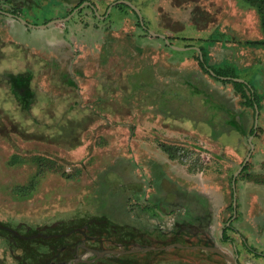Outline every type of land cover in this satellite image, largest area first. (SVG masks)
Here are the masks:
<instances>
[{"label":"crops","instance_id":"obj_1","mask_svg":"<svg viewBox=\"0 0 264 264\" xmlns=\"http://www.w3.org/2000/svg\"><path fill=\"white\" fill-rule=\"evenodd\" d=\"M80 1L58 0L56 4L50 6L53 8V13L49 15L46 12L47 14L45 15L43 0H0V42L2 47H5L3 46L5 45L4 43L7 44V48L11 51L12 59L18 54H23L24 59L27 58L28 61L34 59L39 61L41 65L38 73L27 64L20 72L9 73V70H12L11 67H7L0 61V93L6 96V99L5 97L0 99L1 110L5 109L2 112L11 114L8 106L15 102L19 104V110L24 114H42L47 109L38 108L37 106L38 103L45 102L50 108L49 110L55 106V114H97V111H100L102 114L112 117L113 112L108 111V108H106L108 104H119L123 109H127L129 104L130 107L131 104L136 107L140 103L143 104L144 100L151 99L152 105H155V108L157 107L156 110L152 106L153 116L150 119L152 120L153 128L145 129L137 126V129H133L130 124H126L119 125L115 130L110 129L107 134H114L117 131H127L131 134L135 132L137 138L129 139L125 144H116L117 148H121V150L115 158L110 153L112 162L107 164L101 161L102 163L100 162L98 165L103 167V170L97 174L101 176L106 172V167L116 165L127 166L128 168L135 164L137 171L134 173L135 180H132L135 182V187L131 188L132 185H129L130 181L126 179L123 182L127 188V192L124 194V205L123 202L121 203L122 205L118 204L120 211L127 215L130 221L127 217L116 219L108 217L111 216L110 213L104 212L102 214L107 217L113 234L116 233L113 228L120 231L117 227L125 230L126 233H130H127L128 236L126 238L123 236L124 233H121L122 245L144 247L141 249L137 248L138 250L129 254L130 258L136 256V259L140 261L145 260L142 264H149L146 260H152L157 263L158 260L169 259H172L174 264L177 262V264H213L210 259L201 258L198 251L205 249L203 247L208 245V239L211 242L213 240V245L219 246L217 242H214V234L216 231L223 234V230L218 229V224L223 210H226L231 204L232 197L234 201L232 184L234 183L235 185L236 181L241 179L240 190L243 203L248 201L249 191L254 190L253 193L256 192V189L264 191V159L260 158V154L256 153V146L253 147L256 136L253 138L252 129L255 125H252L250 130L251 137L248 141L250 143V151L240 165L239 161L247 147V144H245V127L243 125L246 122L242 120L240 122L235 119L236 127L231 124L233 128L228 126L229 122L227 120L224 123L225 113L234 111L223 99L224 93H227L228 89L220 88L221 85L212 84L209 79L205 78L206 76L202 71L197 70L193 80H189L188 78H191V74L186 73L185 65L189 62V59L185 57V54L190 56V52L196 49L203 56L202 54H206L203 46L173 47L172 44L171 50L175 51L174 54L179 58V60H172L171 66L175 72L170 74L167 79H159L158 73L154 72L161 68L159 66L161 65V60L158 57L149 58L148 54L145 56L143 53L144 49L147 51L158 49L159 43L144 44L160 38L165 39L166 42H170V40H168L167 35L154 31H149L150 33L147 37L149 40L142 37L141 32H143L147 21L143 18L142 23L139 15L129 6L128 2L136 6L141 11L142 16L147 14V11L154 13L152 16L155 19L153 18L152 20L151 18L152 22H157L158 19L156 18L160 14L162 16H172L174 22H185L186 18L182 17L181 14L177 15L175 13L178 10H175V12L171 11V8L180 10V7L191 9V20L193 22L199 20L211 23L212 17H216L219 19L217 27L220 29L219 31H222L224 37L226 34V31H224L225 27L219 26L220 23L225 22L224 24L226 25L230 16L232 22L237 20L245 22L246 18L248 19L250 15H254V13H250L251 6L244 0H166L167 3L163 2L161 7L168 6L170 9L164 10L165 8H161L162 12L160 9H155L154 5H160V2L155 4L156 0H114L107 13L104 14V12H101L97 0H86L75 8ZM46 2L49 1L47 0ZM4 6L14 8L20 15H17L16 11V14H14L11 12L12 10H3ZM82 7L90 9L94 18L99 21L98 24L92 18L93 21H89L90 15L89 13L87 15L83 14L84 9L82 12H77ZM126 9L129 12L136 13L140 20V27L138 26L139 24H135V20ZM7 13L22 17L28 24L7 15ZM39 16L42 20L40 23H36L35 21ZM46 21L48 22L44 23ZM41 25L46 26L39 27ZM190 25H192L191 22ZM137 27L139 32L136 30ZM207 29L202 30L210 32ZM162 36H165V38ZM213 47V50H210L209 53L210 57L213 55L223 57L228 52L233 51L232 49L223 51V43L221 47L218 42L214 43ZM247 50L248 53H252L251 51H257V48L254 49V46H251ZM246 51L243 50V54ZM176 52H181V54ZM222 57L220 62L225 60L238 69L249 67L253 64L252 62L241 66L243 64L239 60L232 62ZM169 62L171 61L169 60ZM259 63L263 66L264 60ZM219 65L222 66L221 64ZM219 65L209 66H215L214 68L219 69ZM147 72L151 73V78L148 77ZM176 75H178V78L179 76L184 77V79H181V83H178ZM36 77L37 80H40L39 83L43 88L41 91L42 95L39 96L32 88ZM220 77L221 81L224 79L226 83H232L226 81V79H235ZM55 81H57L56 84L59 87L55 89L56 91L51 87ZM205 87L211 89L215 95H209L204 92ZM70 88L71 93L67 92ZM129 88H131L130 91H128ZM186 91L188 94L179 102L175 103L176 101L172 100V110L168 106L169 110L160 111L161 106L167 104L166 93L170 97L181 93L185 94L187 93ZM177 97L179 98V96ZM259 97V104L254 106L255 111L256 106L258 109L264 106V93H259ZM96 101L100 104L92 107L91 104ZM77 103L78 105L80 104L81 109H73V104ZM100 105L104 106L101 110H99ZM35 109L41 112H34ZM174 110L179 111L177 113ZM247 117H249V112ZM78 119L80 118L78 117ZM83 121L80 120L76 123L79 124ZM8 122L3 119L2 124L9 129L8 131H3L4 135L9 133L11 136H15L16 133ZM92 123H86L80 134H84L83 131L91 127ZM67 124L69 125V123ZM67 124L65 125L64 123L62 125V122H60L55 126L59 130L68 128L65 132L61 131L60 135L72 131L74 122L72 127H68ZM69 128L71 129L69 130ZM204 130H207L208 133L204 132ZM71 133L79 136L78 131ZM1 134L0 130V141H4L2 138L5 137H1ZM57 134L59 133L57 132ZM156 134L172 137L168 139L169 143L166 144L178 150H180V147L189 148L194 145V136L211 141L213 144L218 145L224 153H221V156L216 158L217 160L214 159L215 164L213 166L216 169L193 172L184 165L185 161L181 160L180 157H171L164 150L163 146L166 144L156 142L159 139ZM35 135L38 136V134ZM150 135L154 136V138ZM37 136L26 139H29L28 142H33L37 140L36 138H39ZM6 143L10 145L8 139H6ZM80 144L81 141L76 144V147L71 149L79 147ZM194 148L202 151L203 147L194 146ZM108 150L109 148L105 146L103 151ZM249 161L252 164L251 166H247ZM10 164H12V168H7L4 165L0 166V177L10 169L16 172L14 168H18V165H15V163ZM236 166L238 168L232 174L233 182L229 184V176L231 175L229 172ZM241 171L243 172L240 174ZM127 172L128 170L124 172L125 175L130 174ZM24 173L26 174L25 170ZM37 174L40 179L42 173L37 172ZM236 174L237 176L235 177ZM24 187L19 186L17 189L21 190ZM27 194L23 193V195ZM114 194L116 197L119 194L123 195V193L119 192ZM256 194V201L257 199L261 200V203L264 204V198L258 197V191ZM262 212L261 208H259L250 211L251 215L248 213L247 217L248 219L251 217L250 220L253 223L252 230L249 227V234H258L260 231L258 226L264 225ZM232 220L233 216L232 218L230 217L225 229L235 233L237 231L233 223L231 224ZM77 221L79 220H71L69 223L75 225ZM15 223L13 224L11 220L0 219V227L3 228V230H0V238L6 245V250L14 259L13 264H29L30 254H28V249L32 248L30 242L33 239L35 241L36 238L23 236L21 239H16L12 234L15 230L28 229L31 231L37 226L25 221L18 222L16 225ZM38 227L54 229L49 225ZM65 227L68 226L65 225ZM240 230H238L239 234ZM132 231L135 232L134 236ZM222 236L225 237V234ZM226 240H232V238L227 237ZM37 245L35 244L33 247L36 248ZM176 248L180 250H174ZM183 250L193 252L188 256L187 254H182L181 251ZM141 252L148 255H133ZM236 257L238 258V255ZM65 261L62 260L63 263ZM55 263L58 264L56 261ZM0 264L10 263L5 259H1Z\"/></svg>","mask_w":264,"mask_h":264},{"label":"rangeland","instance_id":"obj_2","mask_svg":"<svg viewBox=\"0 0 264 264\" xmlns=\"http://www.w3.org/2000/svg\"><path fill=\"white\" fill-rule=\"evenodd\" d=\"M46 1L43 0L42 2L45 8V15L47 13L51 15L53 13V8L50 6L56 4L58 0H48L49 2ZM253 1H257L259 6L251 7L250 13H254V15H250L248 19L246 18L245 22H242L241 20L232 22L230 16L228 18V23L226 22V25L224 24L225 22L220 23L219 26L222 25L225 27L224 31H226L225 33L227 34H225V37L223 36L222 31H219L220 29L217 27L219 19L212 17L211 23L202 22L199 20L193 22L191 20L190 8L180 7V10L178 8H171L172 12L178 10L175 13L177 15L181 14L182 17L186 18L185 22H174L172 16H162L161 14L158 15V18H156L158 19L157 22H152L151 18L152 20L153 18L155 19V17L152 16L154 13L147 11V14L143 15L144 20L147 22L145 23L143 32H141L142 37L147 38L148 34L150 33L149 31H154L167 35L168 40H170V42H166L165 39L154 35L160 39L149 41L144 44L151 45L159 43L158 49L149 51L144 49L143 52L145 56L148 54L149 58L158 57L161 60V65H159L161 68L157 69L154 73H158L157 76L159 79H167L170 77V74L175 72L171 66L172 60H179V58L174 54L175 51L173 52L171 50L172 46H203L206 53L205 60L207 64L216 66L221 64L222 66L219 65V69L229 70L234 76L239 77L235 78L236 81L242 80L243 82L250 83L253 86V90L256 92L255 99L257 102H259V93H264V63L262 64L263 66H261L259 63L263 62L264 60V45L260 47L254 46V49L257 48V51H251L252 53H248L247 49L250 48L251 45H247L245 42L256 39L264 40L262 19L259 12V7L261 8V5H264V0ZM113 2L114 0H97L101 12H104V14L107 13L110 5ZM158 2H160V5H154L155 9H170L168 6H164V8L161 7L163 2L167 3L166 0H156L155 4ZM2 9L6 11H16L18 13L17 15H20V13L12 7L4 6ZM83 9V14L87 15L89 13L90 15L89 21L92 22L94 20L96 24H98L99 21L94 18V15L90 9H85V7H82L77 10V12H82ZM127 12L135 20V24H139L138 26L140 27V20L136 13L129 11ZM41 20L42 19L39 16L35 22L40 23ZM190 22L192 25H190ZM205 28H208L207 30L210 32L202 30ZM136 30L139 32L138 27ZM147 40L149 39L147 38ZM217 42L220 47L223 43V51L228 49H232L233 51L228 52L227 55L223 57L220 55H213L210 57V50H213V45ZM4 44L5 45L3 46L5 47H2V43L0 42V49H2L0 50V61L7 67H11L12 70H9V73L20 72L25 68L26 64L36 73L39 72L41 69L39 61L34 59L28 61L27 58L24 59L23 54H18L12 59L10 49L7 48L6 43ZM240 49L242 51H238ZM243 50H247L245 54H243ZM176 53L181 54V52ZM190 54V56L185 54V57L189 59V62L185 65L187 70L186 73L191 74V78H188L189 80H193V77L196 75V71L199 70L204 72V75L206 76L205 78L209 79L212 84H216L218 86L221 85L220 88H225L226 90L228 89L227 93H224L223 99L226 104L233 108L234 111L225 113L226 115L223 118L224 123H226L227 120L229 122L228 126L236 127L235 119L240 122L241 120L246 122L245 124H242L245 127V144H247V147L242 154L239 164L241 165L244 162L247 154L250 151V143L248 141L251 137L250 130L252 125H255L252 129V136L253 138L256 136L253 142V147L256 146V153L260 154V158L264 159V106L260 107V109H258L256 106L255 111L253 106L242 103L244 99L242 98L241 93L238 92V90L234 87L233 83H226L224 79L221 81L217 80L216 78H211L209 74L203 70V68L200 66L199 59H204V54H202L203 56L201 57V54L196 49L190 52ZM221 57L223 59H229L232 62L234 60H239L241 64H243L241 66L251 64L252 62L253 64L249 67H239L240 69H238L233 64H230L225 60L220 62ZM169 60L171 62L168 63ZM147 73L148 77L151 78V73ZM177 76L178 75H176V77ZM37 77L33 81L32 88L39 96L42 95L41 91L43 88L39 83L40 80H37ZM181 79H184V77L179 76L178 83H181ZM260 82L263 84H260ZM56 83L57 81H55L51 86L53 87L54 91H56L55 89L59 88ZM130 90L131 88L128 89V91ZM67 92L71 93V88L70 90L68 89ZM169 92H171V90H169ZM204 92H207L209 95H215V93L209 88L204 89ZM167 93V104H165V106H161L160 111H164V109L172 110V100L176 101L175 103H177L188 94L187 92L185 94L181 93L179 95L168 97L169 94ZM177 96H179V98ZM4 97L6 99V96L4 94L1 95L0 93V99ZM99 104L96 101L91 105L92 107H96V105L98 106ZM79 105L78 103L73 104V109H81L82 107ZM18 106L19 104L15 102L8 106V108H10L9 112L11 114L2 112V110L5 109L1 110L0 107V130L2 132L1 137H5L10 142V145L9 143H6L5 138H2L4 141H0V166L2 167L4 165L7 168H12V164L10 163H15V165H18V168H14L16 172H13V169H10L12 171L9 170L7 173L2 174V177H0V219L7 221L11 220L13 224L16 222L15 225L18 222L25 221L33 226H37L32 231L28 229L20 231L15 230L12 234L16 239H21L23 236H33V238H36L35 241L34 239L31 242L29 241L30 246H32V248L28 249V254H30L29 264H56L55 261L58 262V264H74L82 257L88 259L90 257L88 255V251L82 250V255H79L80 249L84 247L80 243L85 241L84 235L81 234V230L87 232V234L89 233L92 236H102L103 238L107 239L111 237L114 239L113 241H119L118 239L122 236L121 233H124L123 236L126 238L128 236L127 233H130H126L125 230H121L119 227L117 228L120 231H117L115 228H113V230H115L118 235L112 233L113 231L111 229V225L107 220V217L102 213H110L111 216L108 217H113L116 219L119 217H127V215L122 213L119 208V205H122L121 203L125 200L124 194L127 192V188L124 186L123 182H125L126 179L129 180V185H132L131 188H134L135 182L132 180H135L134 173L137 171V168H135V164L128 168L127 166H109L106 167V172L104 175L99 176L97 174L99 171L103 170V167L98 165L101 161L106 162L107 164L112 162V155L115 158V156L121 150V148H117L118 146H116V144H125L129 139L132 140L137 138V136H135V132L131 134L127 131H117L114 134H107L110 129L115 130V128H117L119 125L126 124H130L133 129H137V126L144 127L145 129L153 128V125L151 124L152 120L150 118L153 116L152 110L155 108V105H152V100L146 99L144 100L143 104L140 103L136 107H134V104H131L130 107L129 104L127 109H123V107H121L119 104H108L106 108H108V111L113 112L112 117H109L107 114H102L100 111H97V114H55V106L53 109L49 110L50 108H48V105L45 102L40 104L38 103L37 106L38 108L47 109V111L44 110L42 114H24L19 110ZM103 107V105H100L99 110H101ZM155 109L157 110V107ZM120 111L122 112L121 114ZM174 111L178 113L179 110ZM34 112L41 111L35 109ZM248 112L249 117H247ZM78 117L80 119H78ZM3 119L9 121L8 123L16 133L15 136H11L9 133L5 134L7 137L4 135L3 131H8L9 129L8 127H5L4 124H2ZM80 120H84L85 122L83 121L84 123L81 122L79 124L76 123ZM60 122H62V125H64V123L65 125L69 123V125L67 124L68 127H72V123L74 122L75 128L73 127L71 132L78 131L79 136L73 135L71 132L65 134L62 133V135H60L61 131L65 132L68 129L61 128V130H59L58 128H55V126H57ZM90 122H93L92 125H90L91 127L85 129L83 131L84 134L81 135L80 132H82L83 126ZM70 129L71 128H69V130ZM205 131L208 133L207 130H204V132ZM57 132L59 134H57ZM34 134H38V136H34ZM36 136L39 138H36L37 140L33 142H28L29 139H26ZM150 136L154 138V136ZM156 136H159V139H157L156 142H163V144H168V139L172 138L165 135L160 136L158 134H156ZM193 139L195 140L194 145H191L189 148L180 147V150L177 154L181 160L185 161L184 165H186L187 168L193 172L216 169L213 166V164H215L214 159L220 157L221 153H224V151H221L218 145L213 144L211 141L203 140L202 138L200 139V137L194 136ZM80 141L81 144L79 147L71 149L72 147H76V144ZM105 146H107L109 150L104 152L103 150ZM194 146H202V151H198V149H195ZM110 153H112V155H110ZM250 161L247 163V166L252 165ZM237 168L238 166L232 168V171L229 172V174H231L229 176V184H232V174ZM24 170L26 174L24 173ZM127 170V173L130 174L125 175L124 172ZM37 172L42 173L40 179L38 178ZM242 172L243 171H241L240 174ZM240 185L241 179H238L235 185L234 183L232 184L234 188V201L232 197L231 204L226 210H223L221 218L219 219L218 229L223 230V234H220L221 232L219 233L218 231H216L214 234V242H217L219 246L211 245L213 240L212 243H210L209 239L208 245L205 246L217 247L232 257H236L238 255L240 264H264V225L262 224L261 226H258V229L260 230L258 234H249V227H251L252 230L253 223L250 220L251 217L249 219L247 217L250 211L261 208L264 218V204L261 203V200L259 201L257 199L256 201L255 199L257 197V191L258 197L264 198V191H260L259 189H256V192L254 193V190L249 191L250 194L248 196V201L243 203L241 200ZM19 186H22V188L24 186L25 187L24 189L18 190L17 187ZM116 192L123 193V195L121 196L119 194L116 197L115 194L113 195V193ZM23 193L28 194L23 195ZM112 213H114V215H112ZM249 215L251 214L249 213ZM231 216H233L231 224L233 223L237 232L241 229L240 234L239 232L232 233L229 229V231L225 229ZM127 219L130 221L129 217H127ZM71 220L79 221L73 225L69 223ZM46 225L52 226L54 229L38 227ZM65 225L68 227L64 228ZM255 227H257V225H255ZM258 229L256 228V230ZM134 234L135 232L132 231L133 236ZM224 234L225 237L222 236ZM227 237L232 238V240H226ZM137 242L142 243L141 241ZM78 243L79 250L76 252V256L74 257L73 253ZM35 244H38L36 248L33 247ZM86 244L91 245L93 242L88 241ZM5 246L6 245L4 244L2 238H0V260L5 259L8 263L13 264L14 259L10 256ZM125 246H117V244L113 245L115 248L120 247V251L138 250L137 248H144L133 245H128L127 247ZM39 250L43 251H40L39 253L35 252ZM174 250L177 251L180 249L176 248ZM67 252L70 254V257L63 263L60 257L63 254L67 255ZM181 252L182 254H187L190 256L189 254L193 251L183 250ZM198 253L201 258L206 257L207 259H210L213 264H233L227 258L221 256L218 252L212 249H202V251H198ZM122 254H127L128 256L131 253ZM136 254H140V256H142L141 254H145V256L148 255L144 252L134 253L133 255ZM144 261H142V263ZM146 261L149 264H174L172 259L164 261L158 260L157 263L153 262L152 260Z\"/></svg>","mask_w":264,"mask_h":264},{"label":"flooded vegetation","instance_id":"obj_3","mask_svg":"<svg viewBox=\"0 0 264 264\" xmlns=\"http://www.w3.org/2000/svg\"><path fill=\"white\" fill-rule=\"evenodd\" d=\"M81 232H82L81 234L84 235L85 241H82L81 243L79 242L84 246L83 248L80 249L79 255H82L81 251L84 250V251H88L89 253L88 255L90 257L88 259L82 257L81 259L76 261V264H141L142 263V261L136 259V256L130 258L129 255L127 256V254H119V253H131V252L133 253L136 250L120 251L119 250L120 247L119 248L113 247V245L116 244L117 246H125L122 245L121 242L122 238H119L118 239L119 241L116 240L113 241L114 239H112L111 237L107 239V238H103L102 236L101 237L92 236L89 233L87 234V232H84L83 230H81ZM115 234H117V232ZM88 241L93 242V244L87 245L86 242ZM79 243L76 245V248L74 250L73 253L74 257L76 256V252H78L79 250L78 248ZM210 243L212 242L210 241ZM211 245H213V243ZM125 247H127V245ZM204 247H209V246H204ZM68 252L67 255L66 254L61 255L60 259L67 260L70 257V254H68ZM130 259H132V261H130Z\"/></svg>","mask_w":264,"mask_h":264},{"label":"trees","instance_id":"obj_4","mask_svg":"<svg viewBox=\"0 0 264 264\" xmlns=\"http://www.w3.org/2000/svg\"><path fill=\"white\" fill-rule=\"evenodd\" d=\"M84 1L86 0H81L80 3L75 7L77 8L78 6H80ZM246 1L251 7H258L259 3L257 1H253V0H244ZM74 10V9H73ZM72 10V11H73ZM12 13H15V11H11ZM136 12V11H135ZM259 12L261 15V19H262V27H263V31H264V5H261V8L259 7ZM49 21V20H48ZM48 21L44 22L47 23ZM247 45H251V46H263L264 45V40L261 39H256V40H248L245 42ZM202 57V56H201ZM206 55L204 54V59L200 58L199 59V63L200 66L203 68V70L205 72H207L210 76L215 77L218 80H221V77H231V78H239L238 76H234L232 74V72H230L229 70H224V69H216L214 67H210L206 60H205ZM211 70L214 71L215 75H213L211 73ZM226 81L232 82L235 86V88L238 90V92L241 93L242 98L244 99L242 102L244 104H248L251 106H255L256 104L258 105L259 103L256 101L255 97H256V92L253 90V86L248 83V82H243V81H236L235 79H226ZM249 92V93H248ZM251 93V96H250ZM164 150L171 156H178V152L179 150L177 148L174 147H169V146H163ZM232 218V216H231ZM67 226V225H66ZM65 227V226H64ZM231 227V226H230ZM0 230H3L2 227H0ZM34 230V229H32ZM31 230V231H32ZM33 237V236H31ZM40 252V251H37Z\"/></svg>","mask_w":264,"mask_h":264},{"label":"water","instance_id":"obj_5","mask_svg":"<svg viewBox=\"0 0 264 264\" xmlns=\"http://www.w3.org/2000/svg\"><path fill=\"white\" fill-rule=\"evenodd\" d=\"M128 4H129V6L132 8V9H134L136 12H137V14L139 15V18H140V20L142 21V23H143V16H142V14H141V11L136 7V6H134L132 3H129L128 2ZM0 11H1V9H0ZM7 15H9V16H12V17H15V18H17L18 20H20L21 22H23V23H25V24H28L27 23V21H25L22 17H20V16H16V15H13V14H11V13H7ZM53 23V22H52ZM44 26H46V25H41V26H39V27H44ZM163 38H165V36H162ZM211 73L213 74V75H215V73H214V71H212L211 70ZM225 78V77H224ZM240 81H242V80H240ZM237 176V174L235 175V177ZM175 245H178V246H181V245H179V244H175ZM196 247H200V246H196ZM203 248H205V249H212V250H214V251H216V252H218L219 254H221L222 256H224L225 258H227L229 261H231L233 264H240V262L238 261V258L237 257H232V256H229V255H227L225 252H223L221 249H219V248H217V247H203ZM133 251V250H132ZM74 264H76V262L74 263Z\"/></svg>","mask_w":264,"mask_h":264}]
</instances>
